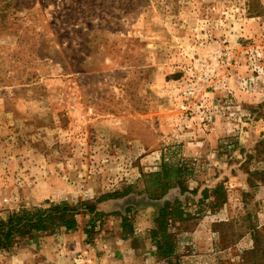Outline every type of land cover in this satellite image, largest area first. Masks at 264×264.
I'll use <instances>...</instances> for the list:
<instances>
[{"label":"rangeland","instance_id":"1","mask_svg":"<svg viewBox=\"0 0 264 264\" xmlns=\"http://www.w3.org/2000/svg\"><path fill=\"white\" fill-rule=\"evenodd\" d=\"M64 200L79 227L0 264H264V0H0V219Z\"/></svg>","mask_w":264,"mask_h":264},{"label":"trees","instance_id":"2","mask_svg":"<svg viewBox=\"0 0 264 264\" xmlns=\"http://www.w3.org/2000/svg\"><path fill=\"white\" fill-rule=\"evenodd\" d=\"M185 173L183 168L177 164H172L164 161L161 165V170L152 172L149 174H143L144 176V188L140 192L145 194L150 200H161L165 198L168 193L175 188L183 187V177ZM131 187L125 189L123 196L130 193ZM111 197L104 198L99 196L96 199L97 203L103 202ZM80 207L88 210L95 215H102L95 205H89L87 202H80ZM183 204L175 198L173 202L165 201L158 212L157 228L152 230L155 237L162 236L160 240L155 238L157 246L156 254L168 258L175 254L176 244L173 239L168 238L166 233V224L169 219L182 220L184 215ZM82 211L64 200L60 203H51L48 207L33 208V209H21L11 214L7 219H0V249L9 250L14 246H17L23 242L27 237L34 236V234L56 231L63 228L66 231L75 230L79 227L77 215ZM123 219V229L126 226V218ZM95 219L93 218V224Z\"/></svg>","mask_w":264,"mask_h":264}]
</instances>
